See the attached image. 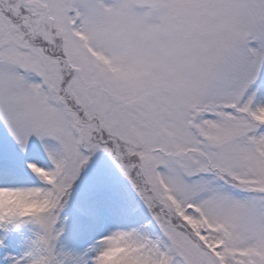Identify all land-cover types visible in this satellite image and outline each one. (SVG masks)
Masks as SVG:
<instances>
[{"label":"snow or ice","instance_id":"obj_1","mask_svg":"<svg viewBox=\"0 0 264 264\" xmlns=\"http://www.w3.org/2000/svg\"><path fill=\"white\" fill-rule=\"evenodd\" d=\"M0 264H264V0H0Z\"/></svg>","mask_w":264,"mask_h":264}]
</instances>
